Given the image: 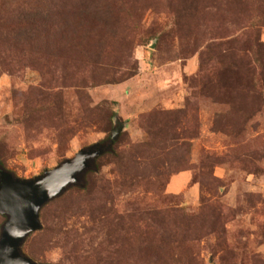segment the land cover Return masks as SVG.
I'll list each match as a JSON object with an SVG mask.
<instances>
[{
    "label": "rangeland",
    "instance_id": "rangeland-1",
    "mask_svg": "<svg viewBox=\"0 0 264 264\" xmlns=\"http://www.w3.org/2000/svg\"><path fill=\"white\" fill-rule=\"evenodd\" d=\"M263 19L264 0H0V169L34 179L122 128L21 252L264 264Z\"/></svg>",
    "mask_w": 264,
    "mask_h": 264
},
{
    "label": "water",
    "instance_id": "water-1",
    "mask_svg": "<svg viewBox=\"0 0 264 264\" xmlns=\"http://www.w3.org/2000/svg\"><path fill=\"white\" fill-rule=\"evenodd\" d=\"M116 126L108 140L79 150L43 175L21 180L0 169V214L7 217L0 232V264H40L20 249L25 237L40 228L39 210L72 184H80L84 172L94 160L109 151L121 131Z\"/></svg>",
    "mask_w": 264,
    "mask_h": 264
},
{
    "label": "trees",
    "instance_id": "trees-1",
    "mask_svg": "<svg viewBox=\"0 0 264 264\" xmlns=\"http://www.w3.org/2000/svg\"><path fill=\"white\" fill-rule=\"evenodd\" d=\"M254 22H255V20H253V23H254ZM261 23L264 24V19H263V21H262ZM254 25H255V24H254ZM109 137H110V136H109ZM108 139H109V138H108ZM108 139H107V140H108ZM105 141H106V140H105ZM105 141H102V142H100V143H103V142H105ZM114 142H115V141H114ZM114 142H113V144H114ZM112 147H113V145H112ZM112 147H111V149H112ZM111 149H110L109 151H111ZM109 151H107L106 153H108ZM104 154H105V153H104ZM104 154H103V155H104ZM101 156H102V155H101ZM96 160H97V158L94 160V165H93V167L87 169V170L84 172V174L82 175V180H81L82 184H83V182H84L85 175H86L88 172H90V171H92V170L95 169V165H96L95 162H96ZM72 185H76V184H72ZM72 185H70V186H72ZM77 185H80V184H77ZM70 186H69V187H70ZM66 189H67V188H66ZM57 197H58V196H57ZM55 198H56V197H55ZM53 199H54V198H53ZM51 200H52V199H51ZM49 201H50V200H49ZM46 203H47V202H46ZM46 203H45V204H46ZM43 206H44V205H43ZM43 206H42V207H43ZM42 207H41V208H42ZM41 208H40V209H41ZM39 211H40V210H39ZM0 215H1V214H0ZM1 216H4V217L7 219V217H6L5 215H1ZM27 236H28V235H27ZM25 238H26V237H25ZM26 257H27V256H26ZM31 260H32V259H31ZM32 261H33V260H32Z\"/></svg>",
    "mask_w": 264,
    "mask_h": 264
}]
</instances>
